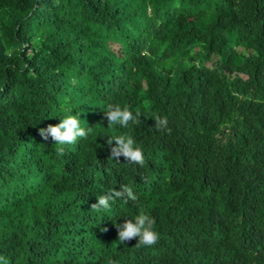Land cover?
<instances>
[{
    "label": "trees",
    "instance_id": "16d2710c",
    "mask_svg": "<svg viewBox=\"0 0 264 264\" xmlns=\"http://www.w3.org/2000/svg\"><path fill=\"white\" fill-rule=\"evenodd\" d=\"M68 114L87 139L40 137ZM123 134L143 166L110 158ZM122 184L135 204L90 208ZM141 209L158 242L120 244ZM109 260L264 264V0H0V264Z\"/></svg>",
    "mask_w": 264,
    "mask_h": 264
},
{
    "label": "clouds",
    "instance_id": "9594fccd",
    "mask_svg": "<svg viewBox=\"0 0 264 264\" xmlns=\"http://www.w3.org/2000/svg\"><path fill=\"white\" fill-rule=\"evenodd\" d=\"M39 40V36L36 37ZM27 48L28 45H24ZM12 57L13 52L7 53ZM27 67V65H25ZM67 111V109H65ZM107 118V127L112 128L118 125L120 128H128L130 125H139L141 123L140 114H133L128 107H121L119 104H109L104 112ZM155 129L157 131H166L171 134V129L168 128L166 117L154 116ZM92 128L87 129L80 124V118L77 115L68 114L56 125L49 124L46 128H40L38 134L44 141L51 140L59 145L75 144L81 138L87 139ZM115 141V146L110 148V158L119 162L120 157H124L130 164H138L143 166L145 163L143 149L136 144V141L131 135L123 134L113 136L107 139L108 145H112ZM60 154H63V147L58 149ZM115 200H122L125 204L129 201L134 204L138 201V197L134 194L130 184H122L119 190L109 189L105 194L96 198V202L90 205L94 212H107L111 209L112 203ZM155 218L147 212L141 211L134 219H126L122 224H117V240L120 244H125L133 239L137 242L135 246L151 247L159 240V234L154 230ZM108 264H115L109 260Z\"/></svg>",
    "mask_w": 264,
    "mask_h": 264
}]
</instances>
